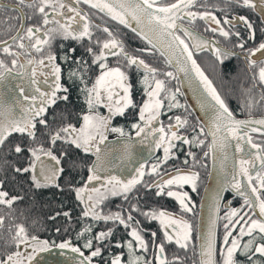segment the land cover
<instances>
[{"label":"snow or ice","instance_id":"1","mask_svg":"<svg viewBox=\"0 0 264 264\" xmlns=\"http://www.w3.org/2000/svg\"><path fill=\"white\" fill-rule=\"evenodd\" d=\"M81 3L104 13L117 27L130 28L145 46L127 50L114 29L96 24L89 12L80 7ZM261 4L264 5V0ZM27 6L33 10L35 22H29L26 29L22 22L7 41L0 40V53L10 58L7 61L0 59V83L3 85L0 88V150L15 155L28 153L26 164L11 167L16 173L31 170L30 179L35 187L42 183L61 187L57 178L65 170L61 166L62 160L71 159L72 152L83 154L79 159L87 170L86 178L80 176L82 183L75 186L71 170L79 165L71 159L65 184L83 206L79 219L88 223H82L75 232L76 243L61 239L59 244L53 242L52 246L70 250L74 254L71 264H167L163 255L165 244L174 242L180 248L188 249L195 229L194 247L200 255L199 264H264V116L253 118L250 114L255 102L251 95L253 89L264 92V60L257 64L254 59L256 53L264 55V27L260 29L261 39L256 43L253 24L246 16L233 15L229 19L224 15L221 21L211 11L193 10L198 7L195 0H75V3L71 0H27ZM0 7L17 9L18 5L0 0ZM216 7L221 11L234 7L255 9V4L254 0H231ZM198 19L204 21L206 30L213 34L226 40L234 36L233 48L244 53L243 59L252 71L254 81L246 90L249 93L247 103L241 105V110L247 108L249 112L244 119L230 110L196 58L197 53L210 54L215 68L227 57L239 56L240 52L222 48L215 36L206 39L179 22L186 20L191 24ZM233 21L243 23L246 35L223 26L232 25ZM97 29L104 35H96ZM57 40L61 41L59 54L54 50ZM68 40L81 45L84 52L76 55L75 47L64 50L63 42ZM248 41H252V47H245ZM22 56L21 75L13 76ZM145 56L162 58L166 68L153 66ZM62 65L67 67L66 73ZM133 71L142 88L139 102L134 100L131 92ZM38 72L48 85L45 90L37 85ZM24 77H28V89L10 83V79H20L23 83ZM172 80L188 85L196 106L206 117L203 125L190 123L188 107L178 99L182 95L180 87L167 84ZM71 87H76L82 101L79 113L69 119L68 116L57 117L54 111L50 122L46 116L49 107L55 108L58 101L66 105ZM261 99L264 100V95ZM101 108L105 109L103 113ZM180 109L183 112L173 111ZM128 110L133 111V116L127 129L122 124H113L114 118L125 117ZM169 113L165 123L162 117ZM253 124L256 127H252ZM109 132L124 138L118 159L112 157V149L105 143ZM250 132L260 133V142H253ZM14 134H19L16 139H13ZM133 138L147 144L149 152L161 150L162 155L147 167V161L141 158L134 165V172L122 177L113 169L121 161L131 162ZM233 142L235 156L230 155ZM242 142L250 147L246 155ZM184 145L188 149L181 161L177 151ZM201 145L207 149L204 156L212 153L218 164L222 174L220 190L230 188L241 198L236 207L225 202L226 211L221 215L218 192L202 237L200 229L204 218L201 215L195 226L188 218V214L193 217L197 214L195 203L185 190L188 186L192 192L197 191L200 160L192 149ZM41 157L55 163H45ZM173 159L183 167L173 164L171 172L164 171L162 166L166 167ZM37 165L39 173L36 172ZM90 183L94 186L89 187ZM148 190L157 198L174 199L179 211L142 203L144 196L141 193ZM112 197L120 200L118 210L106 211ZM18 199L16 195L10 196L7 191L0 190V205L11 208ZM59 215L54 213L48 219L53 220ZM62 215L69 224L72 222L69 211ZM4 219L0 215V225ZM143 221L158 223L159 243L156 242L157 231H151L149 240H145ZM101 222L100 230L94 232V226ZM120 226L127 239L113 238L115 229ZM219 229L222 231L218 233ZM51 230L56 234L61 232L60 226ZM64 231L67 232V227ZM10 232L5 241L9 247L0 253V264H34L37 253L49 248V241L29 234L24 223H17ZM149 243L153 245V255L148 254ZM173 260H179V257L174 256Z\"/></svg>","mask_w":264,"mask_h":264},{"label":"flooded vegetation","instance_id":"2","mask_svg":"<svg viewBox=\"0 0 264 264\" xmlns=\"http://www.w3.org/2000/svg\"><path fill=\"white\" fill-rule=\"evenodd\" d=\"M3 3H8V4H16L18 5L17 9L13 8H2L0 7V40L7 41L8 38L12 35L15 34L16 29L20 28L21 23H24V27L26 29L27 24L29 22H35V15L33 13V10L27 6V0H25L24 3H21V0H2ZM71 2L75 3V0H71ZM163 2H170V0H163ZM196 5L198 6L196 9L193 10H208L213 12L218 18L223 21V16L228 15L229 19L233 15L239 16V15H244L246 16L249 21L253 24L254 30H255V37H256V43L259 42L261 39V33L260 29L264 27V22L261 18V16L258 13H261L264 11V5L261 4V0H254L255 4V9L252 7H234L232 9L229 8H224L223 11H221L219 8L216 7V5H223L225 3H230L231 0H195ZM201 5L207 6L211 5V7H208L209 9H206L205 7H199ZM215 6V7H214ZM81 8H84L86 11L89 12L90 18L98 25H107L109 24L108 21H110L107 17H105L103 14L97 12L96 10L90 9L87 6L83 5L81 3L80 5ZM205 8V9H204ZM228 10V12H227ZM28 17H32L31 20H28ZM112 22V21H111ZM181 23H184L187 27L191 28L195 32L199 33L201 36H203L206 39H211L213 36H215V39L219 43V45L222 48H228L231 51H236L240 52L239 56H229L225 59V61L222 64H218L215 68L212 65V61L214 58L208 54V53H197L196 58L199 63H201V66L203 67L202 63L206 62L208 65L210 64L212 66V70H215L218 73V80L219 83L221 82V78L225 79L223 74V70L225 68H229L232 70L231 77H229V82L225 83H220V86L222 88H230V86H234L237 88L236 95H239L238 101V109L237 110H232L234 114L240 118L244 119L249 115V112L247 108H244L241 110V105H245L248 100L249 93L246 91L249 89L250 85L254 83L252 81V71L247 68L246 61L243 59L244 53L237 48H233V43L235 41V37H231L230 39H225L221 37L219 34H213L210 31L206 30V24L202 20H197L194 23L189 24L188 21L183 20L179 21ZM211 23V22H209ZM215 26V25H213ZM223 26L226 29L232 30V31H240L241 35L244 36L246 35V29L243 23H236L233 21L232 25L228 24H223ZM110 27L114 29V31L118 34V38H120V32L115 29L113 25L110 24ZM96 35L103 36L104 34L100 31V29L96 30ZM121 39V38H120ZM60 45L61 41L57 40L55 42V48L54 50L57 51L59 54L60 51ZM64 45V50H67L68 48L75 47L76 48V55H81L84 52V49L81 45L77 44L74 41L68 40L63 42ZM253 43L252 41H248L245 45V47H252ZM15 47V45H13ZM258 54H255L254 59H256L257 64H259L264 58L256 56ZM0 59H5L6 61L9 60V57H5L3 53H0ZM24 57L22 56L20 58V61H18L17 64V69L13 73V76H20L21 73L19 71V63L22 62ZM60 63V61H57ZM63 69L65 73L67 72V67L63 66ZM204 68V67H203ZM210 69V67H208ZM43 70L41 69V72ZM29 76L31 75V69H28ZM38 80H37V85L42 89L45 90L48 88V85L44 84V77L40 75V73H37ZM28 77L23 78V83L22 81L17 82L16 84H21V86H24L26 89L29 88V85L27 83ZM177 87H178V81H177ZM230 89H233L232 87ZM73 87L70 88V98L69 102L65 105L64 103H60L59 101L57 102V106L55 108L49 107L48 112L46 113L47 118L49 119L50 122H52V115L53 112H56L57 117H63V116H68L69 119L75 117L82 105H79L77 108H74L73 111L67 112V105L70 103L75 102L76 96H74L73 92ZM229 94V92H228ZM232 96L231 94H229ZM252 98L255 101L253 104V108L251 110V116L253 118H259L261 116H264V100L261 99V96L264 95V92H262L259 88L253 89L252 93ZM178 99L181 101V103H184L183 97L180 95ZM79 103H82L81 100L78 101ZM67 108V109H66ZM230 108V107H229ZM19 111V110H17ZM100 111L103 113L105 109L101 108ZM174 112L180 113L183 112V109L180 110H173ZM188 112L191 114L190 115V123H199L195 116L192 114L191 111ZM170 115L165 114V117H162L164 119L165 123H167L166 116ZM121 117H116L113 119V124L116 122V120L120 119ZM39 128V126H38ZM190 131V129H189ZM112 134V135H111ZM187 134V133H186ZM253 137V142H260L261 134L260 133H255V132H250L248 133ZM19 134H14L13 139H16ZM38 132V136H39ZM113 138H121L118 137L115 133H108V139H113ZM243 148L247 147V150H245V155L248 153L250 150V147L246 144V142H243ZM177 147L180 148L179 143L177 144ZM188 146L184 145L182 149L177 151V156L180 157L181 161L184 159V152L187 151ZM192 151L197 153V159L200 160V164L197 165V171H199L200 176H199V181H198V188L196 192H192L191 189L188 186H185V190L189 191L190 196L192 197L194 203H195V212H196V217H193L191 214H188V218L193 221V224L198 222L199 218V209H200V202H201V197L203 193V189L205 187V183L207 182V177L209 175V170H210V162H211V153L207 157L204 156V151H207L206 146L201 145L200 147H194ZM162 151L157 150V153L155 156L149 160L146 164V167L151 165L155 160L156 157L161 156ZM79 156H83V154H78L77 152H72L71 153V159H75L77 164L79 165L78 167L74 168L71 170V176L73 181L75 182V186H79L82 181L80 180V176H83L86 178L87 176V170L84 168L81 163ZM71 159H64L62 160L61 166L64 167V172L63 174L58 177V182L60 183L61 187L57 188L55 185L51 184H41L39 187H35L30 179L32 172L31 170L28 173H16L12 170V165H17V166H23L28 162V153L25 152L23 155H15L12 153L7 152V150H0V170H3L5 168L6 171V176L2 177L0 176V181H2V184H0V190H5L9 193V195H16L19 197L17 201L13 203L11 208H8L6 206L0 205V215H3L5 217L3 224L0 225V253H3L9 245L5 243L6 240H8L9 236L11 235L10 228L12 231H14V227L17 223H24L25 226L27 227L29 234H35L37 235L41 240H48L49 241V248L50 249H56L57 251L61 252L60 254L63 256H66V258H69L72 261L73 258V253L70 252V250L64 249L61 250L59 248L53 247L52 244L55 242V244H59L61 239H71L73 243H76V237H75V232L79 230V227L81 226L82 223H88L87 220H80L79 219V214L82 210V205L79 204V202L75 199V193L74 191L69 190L68 186L65 184V179L69 176L70 174V167H71ZM89 162H91V157L88 158ZM44 160V159H43ZM189 164H191V158H188ZM45 163H51L54 164L55 162L51 161L48 159L47 161L44 160ZM173 164H175L176 167H183L182 164H178L175 162V160H170L167 164V166H162L164 171L171 172ZM4 167V168H3ZM10 171H13L14 174L13 176L10 175ZM9 174V175H8ZM163 174V173H161ZM127 177V175L123 176ZM146 179L148 178V174L146 173ZM14 183V185L12 184ZM90 183L89 187H92ZM55 194V197L53 199V203L59 200V195H64L65 197L69 198V202L65 206H60L59 209L53 208L52 210L48 211L47 213H36L35 208L32 206H27V208H22V205L28 204V202H33L37 196H45ZM222 198H221V215L223 214L224 211H226L224 204L225 202H230V205L232 207H236L238 204L241 203V198L235 194L232 190H225L222 193ZM141 195L144 196V200L142 203H146L151 205L152 207H159L163 205L165 208H167L169 211H176L178 212V205L172 198H157L152 194L151 190H148L146 193L142 191ZM111 203L106 206L105 210H112L116 211L118 210V206L120 204V200L116 197L110 198ZM22 204V205H21ZM64 211H69L71 217H72V222L69 224L68 220L66 217L62 215ZM54 213H60L59 216H56L55 219L49 220L48 217L53 215ZM36 221V224H33L32 222ZM103 225V222L100 224H97L94 226L93 231L100 230L101 226ZM54 226H60L61 232L60 234H56L54 231L51 229ZM109 226H112L109 224ZM65 227H67V232L64 231ZM141 227L144 229L143 235L145 237V240H149L150 233L151 231H157V240L156 242H160V232L158 231V223L155 221H143ZM222 231V229L218 230ZM197 233L194 229L193 232V240L189 244L188 249H183L180 248L179 246L175 245L174 242L171 243H166L165 244V252L164 256L166 257L167 264H177V263H184L186 262L189 258L192 257L193 251H194V245L196 244V237ZM113 238H123L127 239L128 237L126 236L124 229L122 226L117 227L114 231V236ZM46 252V251H44ZM41 253H37V256ZM196 252V257H198L197 250L195 248ZM177 254L179 255V260H173L172 254ZM148 254L153 255V245L149 243L148 246ZM36 256V257H37ZM35 258V257H34ZM125 258H126V251H125ZM193 260V258H191ZM197 264H199L198 258H197Z\"/></svg>","mask_w":264,"mask_h":264},{"label":"water","instance_id":"3","mask_svg":"<svg viewBox=\"0 0 264 264\" xmlns=\"http://www.w3.org/2000/svg\"><path fill=\"white\" fill-rule=\"evenodd\" d=\"M105 15L104 13H102ZM263 22H264V11L261 13H258ZM106 16V15H105ZM110 19V18H109ZM264 24V23H263ZM125 28V27H124ZM127 31H131L130 28H125ZM194 33H197L193 30ZM135 34V33H133ZM138 36L137 34H135ZM200 35V34H199ZM201 36V35H200ZM139 37V36H138ZM203 37V36H202ZM140 38V37H139ZM259 57L264 58V55H261V53H256ZM19 77V76H17ZM21 81L20 79H10V83L12 85H16L17 82ZM177 81V80H176ZM2 83H0V88H2ZM178 87L181 89L182 97L184 99V102L186 106L188 107L189 111L192 112V114L195 116L197 121L203 125L205 123L206 117L204 116L203 113L200 112L198 106H196V101L193 98L192 92L189 90L188 85L181 84L178 82ZM252 127H256L255 124L252 125ZM244 131H247V129H244ZM134 139V143L132 145V159L131 162H126V161H121L117 166L113 169L116 174L121 175L122 177L125 175H128L131 172H134V165L137 164V161H139L141 158L145 161L151 160L155 154L157 153V150L153 149L152 152H149V146L145 143H141L139 140ZM124 138H113V139H107L105 142L107 147L112 149V157H115L118 159L119 157V152L121 150L122 144H123ZM235 142H233V148L231 150V156H235V147H234ZM243 142H242V147H243ZM245 150H247V147H245ZM43 160H48L50 158H45L41 157ZM115 163V160H114ZM210 170H209V175L207 177V182L205 183V187L203 189V193L201 194V202H200V209H199V217L201 215L203 216V221L201 222V229H200V234L201 237L203 236V233L207 227V216L209 214L212 202L214 198L216 197L217 193L219 192V199L221 201L222 198V193L225 190L231 191L230 188H224L222 191L220 190L222 188V174L219 172L218 164L214 161L213 159V154L211 153V162H210ZM232 160L230 159L229 161V166L231 167ZM36 172L39 173V165H37ZM61 252L57 251L56 249H50L47 250L46 252L39 254L37 257L34 258V264H71V260L69 258H66V256H62L60 254ZM198 254V261H200V255L197 251Z\"/></svg>","mask_w":264,"mask_h":264},{"label":"trees","instance_id":"4","mask_svg":"<svg viewBox=\"0 0 264 264\" xmlns=\"http://www.w3.org/2000/svg\"><path fill=\"white\" fill-rule=\"evenodd\" d=\"M170 2H171V0H170ZM206 9H209V8H206ZM227 12H228V10H227ZM108 22H109V24H108L109 27L111 24L115 27V29H117V31L120 32V38L124 41L127 50L130 51L132 49L141 48V47L145 46V42L143 40H141L136 35L132 34L130 31H127V29L123 28L122 26L117 27L116 24L111 22V21H108ZM144 58L146 60H148L149 62H151L153 64V66L166 68V65L163 64L162 58H158V56H145ZM211 63L213 65V61ZM202 65L206 71V74H208L209 77L213 80L215 86L217 87L218 91H220L222 97L225 99V102L228 104L230 109L237 110L238 109V104H237L238 101L237 100L240 97L239 95H236L237 88L234 86H230V88L231 87L233 88V89H230L227 87L222 88L220 86V83L224 84V82L225 83L229 82L228 79H229V77L232 76L231 75L232 70L229 68H225L222 72H223L225 77L227 76V78H225V79L221 78V80H220L221 82L219 83V80L217 79L218 78L217 71L215 70V74H214V71L212 70V66L210 64L208 65L207 61L202 63ZM208 67H210V69H208ZM130 82L133 85V87L131 89L132 96H133L134 100L139 102L141 99V95H142V88L140 87V85L137 82V74L135 71H133L130 75ZM167 84L169 87H173V88L177 87V81L176 80H172L170 82H167ZM224 85H226V84H224ZM73 90H74L73 92H74V96H76V99H75L74 104L70 103L69 105H67V107H68V109L66 108L67 112L68 111L71 112V111H73L74 108H77L79 105H82V103L78 102L80 99L78 98V92H77L76 87H73ZM228 92L232 96H230L228 94ZM132 116H133V111L128 110L127 115L125 117H121L120 119L116 120V122L114 124H122L127 129L128 124L131 122ZM10 172H11L10 175L13 176L14 172L13 171H10ZM0 176H2V177L6 176L5 168L3 170H0ZM12 184L14 185V183H12ZM54 197H55V194L54 195L49 194V195H45V196H37V198L33 202H28V204H26V206L22 205V204L21 205L23 206L22 208H27V206H32V204H33V207L35 208L36 213H47L48 211L52 210L53 208L59 209L60 206H65L69 202V198L65 197L64 195H61V196L59 195V200H57V203L56 202L53 203L52 201H53ZM172 256L179 257V255H177L175 253L172 254ZM195 257H196V252H195V247H194V251H193V254L191 257V258H193V260H191V258H189L186 262L180 263V264H197V258H195ZM177 264H179V263H177Z\"/></svg>","mask_w":264,"mask_h":264},{"label":"rangeland","instance_id":"5","mask_svg":"<svg viewBox=\"0 0 264 264\" xmlns=\"http://www.w3.org/2000/svg\"><path fill=\"white\" fill-rule=\"evenodd\" d=\"M112 135V134H111Z\"/></svg>","mask_w":264,"mask_h":264}]
</instances>
